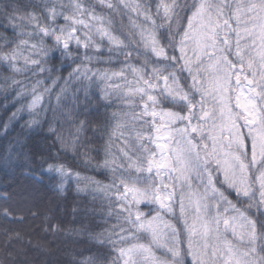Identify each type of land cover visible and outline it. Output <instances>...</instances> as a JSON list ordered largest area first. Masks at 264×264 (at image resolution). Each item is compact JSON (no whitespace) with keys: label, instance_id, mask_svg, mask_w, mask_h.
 Wrapping results in <instances>:
<instances>
[{"label":"trees","instance_id":"trees-1","mask_svg":"<svg viewBox=\"0 0 264 264\" xmlns=\"http://www.w3.org/2000/svg\"><path fill=\"white\" fill-rule=\"evenodd\" d=\"M71 1L0 0V264H124L133 222L112 190L132 175L125 155L146 162V177L150 154L141 151L140 136L155 132L151 102L184 110L165 96L158 76L174 74L185 93L191 90L176 50L198 0H133L146 22L120 0ZM52 8H83L117 43L95 33L83 43H58L43 34ZM146 25L162 57L143 46L139 30ZM116 71L112 85L108 72ZM139 75L147 82L138 86L143 93L120 83ZM246 165L254 171L249 159ZM216 185L254 222L264 257L261 207ZM180 255V264H189L183 247Z\"/></svg>","mask_w":264,"mask_h":264},{"label":"rangeland","instance_id":"rangeland-1","mask_svg":"<svg viewBox=\"0 0 264 264\" xmlns=\"http://www.w3.org/2000/svg\"><path fill=\"white\" fill-rule=\"evenodd\" d=\"M120 1L147 21L133 0ZM192 11L176 50L191 90L185 93L174 74L158 76L165 96L184 110L156 109L151 102L155 132L140 136L151 169L142 178L146 162L125 155L132 175L112 190L133 222L124 264H180L181 247L189 264H264L254 222L216 185L254 199L264 213V0H198ZM48 13L52 26L43 34L58 43H83L89 33L117 43L83 8ZM139 35L149 52L164 55L152 26ZM158 69L151 70V80ZM120 75L108 72L109 82L115 85ZM141 80L147 85L141 75L120 83L143 93Z\"/></svg>","mask_w":264,"mask_h":264}]
</instances>
